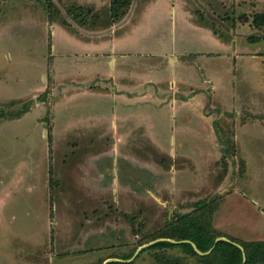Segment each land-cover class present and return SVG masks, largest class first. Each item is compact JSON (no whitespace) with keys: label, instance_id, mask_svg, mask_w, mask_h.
<instances>
[{"label":"crops","instance_id":"1","mask_svg":"<svg viewBox=\"0 0 264 264\" xmlns=\"http://www.w3.org/2000/svg\"><path fill=\"white\" fill-rule=\"evenodd\" d=\"M69 1L58 0V10L59 13L60 9L63 10L66 18L73 21L77 32L69 34L65 51L50 44L49 66L39 72L31 90H36L39 81L46 83L49 76L53 77L54 82L62 88L61 91H52L49 94L45 91L40 98L46 100L50 97L53 100L55 116L59 114L57 109L62 107L65 108V114L71 117L70 105L75 103L77 98L86 103L94 100L100 103L107 101L113 106L110 124L86 110H82L79 117L81 139L88 152L85 154L88 156V162H92L93 169L104 172L105 164L109 165L115 172V184L122 186L127 197L136 196L146 203L150 202L149 198L153 200L162 220L160 228L167 220L179 214L193 212L200 201L221 196L220 204L212 217L214 227L229 236L235 235L246 241H264V226L257 235L247 231L241 235L236 225L226 227L230 223L228 216L231 214L234 219H240L239 224L247 226L243 220L246 218V213H243L245 210L238 208L236 203L243 199L240 188L244 186L247 174L251 171L248 170L249 162L243 157L238 142L245 138L249 128L264 136V112H261L264 108V81L262 83L261 78L262 84L258 85V80L253 78V62L247 59V55H251L256 64L261 53H246L237 38L245 34L242 30V26H245L255 34H246L247 40L259 41L264 37V27L249 23L244 15L245 20L241 18L243 16H239L243 20L239 25L236 21L231 25L227 22L230 19L227 14L224 17H216L213 13L217 2L223 6H229L231 3L236 7L243 4L256 6L255 2L258 1L219 0L213 3L210 0H132L129 12L118 20H114L112 16V0H87V5L79 6L90 12L94 10L96 13H105L102 23L100 15L95 20L72 16ZM193 1L208 12L211 22L201 23L195 19ZM175 4L179 5V9ZM162 9L163 12L167 11V18L166 14L165 17L151 15L150 18L147 15L149 10L155 13ZM141 11L142 15L138 18L137 12ZM106 12L109 13V19ZM66 18L59 14L53 21L62 23L67 28L72 24ZM242 64L243 68H239ZM18 102L21 100H11L8 105L12 108ZM33 102L35 101L24 102L22 106L28 109L17 118L2 119L0 122L8 121L7 125L28 116L41 128V136L50 142V134L44 131L49 128L45 120L47 118L44 117L45 121L42 122L31 116ZM51 104L50 102L49 105ZM154 114L165 118L162 124L166 126L167 134L163 146L160 147L154 140L157 138L154 130L152 131L154 123L150 122L152 126L148 123ZM234 116L236 117L233 118ZM42 123H46V127H43ZM170 124L173 127L172 134ZM227 126L231 127L230 132L234 135L235 164L232 159L223 158L224 145L221 136L228 133ZM109 138L112 139V145H107V151L103 149L98 153L89 152L92 145L97 146L100 141L105 142V139L108 141ZM54 143V149H49L50 162L52 154L58 152L55 150L58 143ZM263 148L264 146L257 155L262 152L264 155ZM27 155H21L22 159L18 158L19 163H15L22 168L21 174L25 177L21 181L17 180L15 186L21 185L31 173ZM258 163L264 169V159H259ZM230 167L231 176L227 173ZM61 169L62 167L59 171ZM256 172L258 173L257 169ZM56 173L57 170L55 172L50 167L49 189L53 195L58 192V186L61 184V176L58 175L55 179ZM39 177L42 183H47L45 174L44 177ZM186 179L197 181L187 184ZM2 182L3 180H0V183ZM227 182H233L235 188L226 191ZM200 188L203 192L207 190L204 196H200ZM2 189V192H8L13 186ZM0 197H3L2 193ZM113 213L109 210L101 222L95 216V220L88 222L90 226L82 225V228H85L82 238L84 244L91 238L103 237L108 246L103 248L99 244L97 248H83L82 251L74 252L102 256L106 252L123 249V245L132 247L133 250L137 248L136 252L139 247L151 243L135 246L137 240L134 241V238L135 234H138L135 231L144 230L142 224H137L138 217L142 214L132 218L128 233L124 232L120 238V220L117 218L116 222H113ZM262 222L264 224V218ZM105 228L108 230L105 231ZM51 230L52 241H55L53 227ZM147 230L149 234L157 231L151 232L148 228ZM138 236L140 238V235ZM60 251L62 253H59V256L71 257L70 250ZM110 252L103 256V259L100 256L95 257V264L99 261L105 264L109 259L126 262L127 259Z\"/></svg>","mask_w":264,"mask_h":264},{"label":"rangeland","instance_id":"2","mask_svg":"<svg viewBox=\"0 0 264 264\" xmlns=\"http://www.w3.org/2000/svg\"><path fill=\"white\" fill-rule=\"evenodd\" d=\"M52 1V11H50L47 0H0V109H9L8 102L11 100H15V102L21 100V102L14 104L11 109L14 108L18 111L25 108L22 106L24 102L34 100L35 102H33L30 110L31 116L37 121L44 122L46 120L49 128L44 131L52 136L51 143L45 140L41 136V128L28 116L23 120L7 125L6 122L8 121L0 122V180H3L0 183V194L3 195V197H0V200H2L0 202V264H95L97 260L95 257L100 256V254L74 251L83 248H97L99 244L103 248L108 246L104 243L107 240L103 237L91 238L86 242L87 244H84L82 238L85 228H82V225L90 226L88 222L91 219L95 220V216L101 222L109 210L114 212L113 222H116L117 218L120 220V238H122L124 232L128 233L132 218L142 214L144 218L142 216L138 217L137 224H142L144 230L140 229L138 234H135L134 241L137 240L135 246L143 236L149 234L147 228L153 232L160 229L162 224L158 210L155 208L157 204L153 200L149 198L150 202L147 200L148 203H146L136 196L127 197L122 186L115 184V172L109 165L105 164L104 172H100L93 169L92 162H88V156L85 154L87 148L81 139L82 132L79 122L82 110L93 112L100 116L99 118L103 122L110 124L113 116V106L108 104L107 101L100 103V101L94 100L86 103L77 98L74 101L75 103L70 105V116L73 119L65 114V108L62 107L57 109L59 114L55 116L53 115L54 107L52 108L53 100L50 97L46 100L40 98L45 91L48 94L52 91H56V93L61 91L62 88L54 82L53 77L49 76L46 83L39 81L36 90H31L35 86L39 72L49 66L50 44L52 43L57 49L61 47L65 51L69 34L77 32V26L70 18H66L64 11L60 9L61 12L59 13L58 0ZM70 1L71 7L69 9L75 11L72 16L95 20L100 15L102 16L101 23L103 22L105 13H96L94 10V12H90L82 6L79 7L86 4L87 0ZM210 1L215 3L219 0ZM257 1L258 3L253 1L256 6L243 4L236 7L231 3L229 6H223L217 2L214 5L213 13L216 17H224L227 14V17H230L227 22L231 25L234 21L238 24L245 19L249 23H253L254 14L264 13V0ZM192 5L196 20L201 23L212 21L208 12L198 7L194 1ZM176 7L179 9V5H176ZM59 14L66 18L68 22H71L73 27L69 25L65 28L62 23L54 22L53 18L59 16ZM140 15H142V11L137 12L138 18H140ZM147 15L149 18L151 15H165L167 18V11L163 12L162 9L153 13L149 10ZM243 15L246 17L245 19H243ZM239 16H243L241 17L243 20ZM106 17L109 19V13L107 12ZM242 30L245 34H242L237 40L241 42V46L246 53H261V57L258 55L260 58L256 64L251 55H247V59L255 64L252 63L253 70H255L253 78L258 80V85L262 84L264 81V37L262 36L259 41H249L246 34L253 35V30L246 29L245 26H242ZM51 48L53 49V47ZM243 65H240L239 68H243ZM260 70L262 73H260ZM50 102L51 105H49ZM261 112H264V108ZM162 120H165V118L162 119L160 114H154L153 118L150 121L148 120L150 125V122L154 123V128H150H152V131L154 130L157 137L154 140L158 147L163 146L167 134L166 126L162 124ZM42 124L43 127H46V123ZM227 128L228 133H224L223 136L234 138L233 133L230 132L231 127L227 126ZM171 131H173V127L170 124V133L172 134ZM55 141L58 143L55 149L58 152L54 154V151H52V162H50L49 149H54ZM110 144L112 145V139L109 138L108 141L105 139V142L100 141L97 146L92 145L93 147L89 148V152L98 153L103 149L106 150L107 145L110 146ZM238 144L243 157L249 162L248 170L251 171L247 174L248 178L246 177L247 181L244 186L240 188L242 195H244L243 199L236 203L238 208L245 210L243 213H246L244 214L246 218L243 220L247 223V226L239 224L240 219H234L231 214L228 216L230 223L226 227L236 225L241 235L244 231L257 235L264 226L262 222L264 218V169L258 163L259 159H264V155L263 152L261 155H257L261 147L264 146V136L249 128L246 131L245 138H241ZM25 153L28 154L27 157L30 160L31 173L21 185L15 186L17 180L20 179L21 181L25 178L21 174L22 168L15 165L19 159H22L21 155H25ZM50 167L58 172L55 179L58 178V175L61 176L59 177L61 178V184L58 186V192L54 195L50 193L51 190L49 189ZM61 167L62 169L59 171ZM250 167L252 168L250 169ZM235 169L237 171V167ZM242 170L244 171L245 167ZM43 173L48 178L46 184L42 183L39 177H44ZM227 173L230 176L232 175V167L229 168ZM191 181L194 182L195 180L186 179L187 184H190ZM228 183L225 186L226 191L235 188L233 182L232 184L231 182ZM10 185L13 186L12 190L2 192V187H9ZM202 190L200 188V196H204L207 191L203 192L204 190ZM217 197H219L218 202L220 204L222 197ZM212 199H214V196L208 200L200 201V204ZM146 222L147 228H145ZM52 227L55 241H52L51 238ZM104 230L106 231L108 228ZM138 235H140V238ZM231 237L241 239L235 237V235ZM123 246L124 248L121 250L109 251L110 254L114 253L121 256L133 250L132 247ZM60 250H70L71 257L68 255L65 257L59 256L58 254L62 253ZM109 252L100 257L103 259V256L108 255ZM141 252L142 250L128 263L155 264L150 251H145L143 254ZM169 252L181 253L179 249L169 250ZM188 260L190 264H202L193 256H188Z\"/></svg>","mask_w":264,"mask_h":264},{"label":"trees","instance_id":"3","mask_svg":"<svg viewBox=\"0 0 264 264\" xmlns=\"http://www.w3.org/2000/svg\"><path fill=\"white\" fill-rule=\"evenodd\" d=\"M48 1V8L52 11V0ZM132 5V0H112V16L114 20L125 16ZM82 10V9H81ZM70 13H74L73 9L69 10ZM83 12V11H81ZM245 18V17H244ZM253 24L257 27H264V13L257 14L254 17ZM12 108L0 109V120L2 119H15L20 114H23L28 107L23 110H11ZM50 142H51V135ZM221 141L224 145L223 158L232 159V163L235 164L233 158L236 154V145L233 137L221 136ZM52 175V174H51ZM53 181L51 176V182ZM219 197H214L210 201H205L202 204H198L193 212L187 214H179L177 217H173L167 220L165 225L158 229L156 232L145 235L139 241L138 245H144L149 242H153L158 239H166L153 243L145 251H150L155 264H190L188 256H193L202 264H243L244 253L247 257V261L244 264H264V241H246L242 239L233 238L219 229L215 228L212 223V217L214 212L219 206ZM208 220H207V219ZM139 231H135L138 233ZM218 237H227L232 242L219 241L215 244V240ZM167 239H173L177 241L189 240L190 242L184 243H172ZM238 243L243 247V250L234 244ZM195 244L202 252L209 251L215 244L214 250L207 255H199L192 244ZM179 249L181 253L169 252V250ZM136 249L125 256H121L123 259H129L133 256ZM183 254V255H181ZM97 264H103L100 261ZM107 264H130L127 262L113 261Z\"/></svg>","mask_w":264,"mask_h":264},{"label":"water","instance_id":"4","mask_svg":"<svg viewBox=\"0 0 264 264\" xmlns=\"http://www.w3.org/2000/svg\"><path fill=\"white\" fill-rule=\"evenodd\" d=\"M162 240H166V239H158V240H155V241H153V242H151V243H149V244H146V245H144V246H142V247H140L136 252H135V254L132 256V258H130V259H127V260H125L126 262H130V261H132L138 254H139V252L142 250V249H144V248H146V247H149V246H151L153 243H155V242H157V241H162ZM167 240H169V241H171L172 243H184V242H190L189 240H181V241H177V240H173V239H167ZM222 240H224V241H228V242H232L229 238H227V237H218L216 240H215V244H217L219 241H222ZM234 244H236L237 246H239L242 250H243V247L241 246V245H239L238 243H236V242H233ZM215 244H214V246L209 250V251H207V252H202L194 243L192 244L193 245V247H194V249H195V251L199 254V255H207V254H209V253H211L213 250H214V248H215ZM244 251V250H243ZM111 261H123V260H119V259H109V260H107L106 262H105V264H107V263H109V262H111ZM247 261V257H246V255H245V253H244V256H243V264L245 263Z\"/></svg>","mask_w":264,"mask_h":264}]
</instances>
